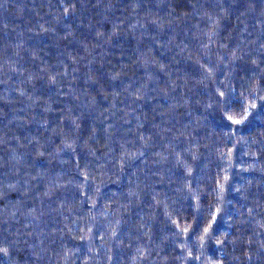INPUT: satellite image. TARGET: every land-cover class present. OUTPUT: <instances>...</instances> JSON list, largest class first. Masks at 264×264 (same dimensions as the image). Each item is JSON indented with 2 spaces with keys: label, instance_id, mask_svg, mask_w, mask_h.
Masks as SVG:
<instances>
[{
  "label": "trees",
  "instance_id": "1",
  "mask_svg": "<svg viewBox=\"0 0 264 264\" xmlns=\"http://www.w3.org/2000/svg\"><path fill=\"white\" fill-rule=\"evenodd\" d=\"M0 264H264V0H0Z\"/></svg>",
  "mask_w": 264,
  "mask_h": 264
},
{
  "label": "snow or ice",
  "instance_id": "2",
  "mask_svg": "<svg viewBox=\"0 0 264 264\" xmlns=\"http://www.w3.org/2000/svg\"><path fill=\"white\" fill-rule=\"evenodd\" d=\"M229 119H231V117H229Z\"/></svg>",
  "mask_w": 264,
  "mask_h": 264
}]
</instances>
